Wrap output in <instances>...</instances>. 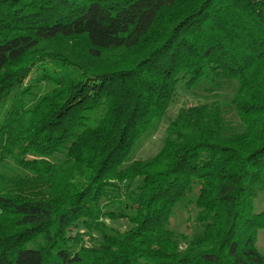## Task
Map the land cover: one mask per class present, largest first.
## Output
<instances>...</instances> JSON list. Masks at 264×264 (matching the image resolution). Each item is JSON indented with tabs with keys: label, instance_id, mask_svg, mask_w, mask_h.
<instances>
[{
	"label": "trees",
	"instance_id": "obj_1",
	"mask_svg": "<svg viewBox=\"0 0 264 264\" xmlns=\"http://www.w3.org/2000/svg\"><path fill=\"white\" fill-rule=\"evenodd\" d=\"M220 81L130 161L179 84ZM257 189L264 0H0V264H264Z\"/></svg>",
	"mask_w": 264,
	"mask_h": 264
},
{
	"label": "rangeland",
	"instance_id": "obj_2",
	"mask_svg": "<svg viewBox=\"0 0 264 264\" xmlns=\"http://www.w3.org/2000/svg\"><path fill=\"white\" fill-rule=\"evenodd\" d=\"M35 69V68H34ZM43 92L47 88L43 87ZM234 92V85L225 82H218L216 87H211L208 84H202L200 87L195 88L191 91L186 90L184 87H181L179 84L177 86L176 96L174 101L169 106L165 117L154 126L150 133L144 135L141 140L138 142L136 148L131 154V162L133 161H144L154 155H156L161 146L165 136L166 128L169 124V121L172 120L177 112L181 108H186L189 106H194L197 104L210 103L212 101L218 100L222 103H228L231 95ZM226 109V119L231 123L235 124L236 119L233 117V113L228 106H224ZM140 183V181H139ZM195 193V192H194ZM254 209L255 212L260 213L264 212V190L257 189L256 196L254 199ZM105 211L117 212L116 207H107ZM189 214L187 210L183 207L177 208L175 211L172 223L171 230L176 233H186V221L188 220ZM104 222L112 229L120 232H124L130 228L129 224L125 220H110L105 219ZM96 238V234H94ZM256 249L258 252L264 256V229L259 231L256 238ZM86 240V239H85ZM86 244L91 243L86 240Z\"/></svg>",
	"mask_w": 264,
	"mask_h": 264
}]
</instances>
